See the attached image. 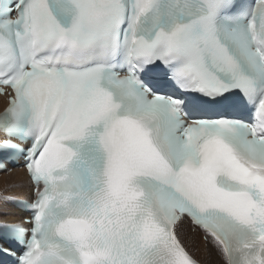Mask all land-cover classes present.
Segmentation results:
<instances>
[{
    "label": "snow or ice",
    "instance_id": "1",
    "mask_svg": "<svg viewBox=\"0 0 264 264\" xmlns=\"http://www.w3.org/2000/svg\"><path fill=\"white\" fill-rule=\"evenodd\" d=\"M0 95V264H264V0H0Z\"/></svg>",
    "mask_w": 264,
    "mask_h": 264
},
{
    "label": "bare ground",
    "instance_id": "2",
    "mask_svg": "<svg viewBox=\"0 0 264 264\" xmlns=\"http://www.w3.org/2000/svg\"><path fill=\"white\" fill-rule=\"evenodd\" d=\"M5 104H6L5 99L0 96V112L4 108ZM12 191H15V192L12 194ZM1 196L13 197L16 199L27 200V201L32 202V200H33L32 187H31L30 180L27 177L25 171L14 170L10 174H6V173L1 174V176H0V197ZM3 204L6 205L5 206L6 208L3 206V209H5L8 212V215H10L12 217V218H10L12 220L7 221V220H3L0 218V223L16 224V223H21L23 218H28V216L26 214L22 213L20 210H18L16 207L12 206V204L8 203L7 201L3 202ZM3 204L0 201V208L2 207L1 205H3ZM187 220L188 219L185 218L182 222L178 223L176 226V230H177L178 237L181 239L182 242H184V245L188 250L189 248L186 245V242L182 237L183 232L185 230L187 231ZM196 232H199L198 229H196ZM190 236H192V235H190ZM196 236L197 235L192 236V237H196ZM202 246H203V248H199V250L203 249L204 250V252L202 250L203 255L206 257L207 260L210 259L212 257L210 251H208L204 247V245H202ZM207 246L209 248H212V246L210 244ZM212 251L214 252L215 257L219 258L221 264H224L223 257L219 254V252L215 251L214 249ZM192 257H193V255H192ZM198 263L203 264L200 261H198ZM211 264H216V263L211 262Z\"/></svg>",
    "mask_w": 264,
    "mask_h": 264
},
{
    "label": "rangeland",
    "instance_id": "3",
    "mask_svg": "<svg viewBox=\"0 0 264 264\" xmlns=\"http://www.w3.org/2000/svg\"><path fill=\"white\" fill-rule=\"evenodd\" d=\"M15 191H12V194L14 193ZM11 193V192H10ZM16 194V193H15ZM3 200V201H2ZM0 201L1 203L3 204V202L7 201L9 203V201L6 199V197L4 196H1L0 197ZM2 207L0 208V218L3 219V220H12L10 218H12L10 215H8V212L3 209V206L5 207L6 205L3 204L1 205ZM6 208V207H5ZM199 232H194L193 230V226L190 224L189 221H187V231L185 230L182 234V237L183 239L185 240L186 242V245L188 246V251L193 255L194 259L197 261V264L198 261L202 262L203 264H211V262H214L216 264H221L219 258L215 257V254L214 252L212 251L213 249L212 248H209L207 245H209V243L205 240L204 238V233L203 231H200L198 230ZM180 235V234H179ZM195 236L197 235L196 237H192V236ZM190 242V243H189ZM184 243V242H183ZM208 250L210 251L211 253V258L210 259H206V257L203 255L202 253V250H199V248H203V246ZM215 251H217L216 249H214ZM204 252V250H203ZM211 261V262H210Z\"/></svg>",
    "mask_w": 264,
    "mask_h": 264
}]
</instances>
